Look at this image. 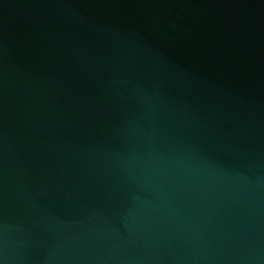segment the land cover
<instances>
[{"label": "water", "instance_id": "95a60500", "mask_svg": "<svg viewBox=\"0 0 264 264\" xmlns=\"http://www.w3.org/2000/svg\"><path fill=\"white\" fill-rule=\"evenodd\" d=\"M0 264H264V0H0Z\"/></svg>", "mask_w": 264, "mask_h": 264}]
</instances>
